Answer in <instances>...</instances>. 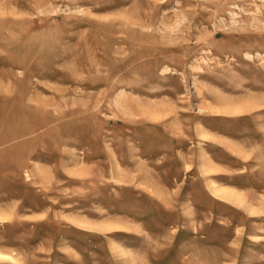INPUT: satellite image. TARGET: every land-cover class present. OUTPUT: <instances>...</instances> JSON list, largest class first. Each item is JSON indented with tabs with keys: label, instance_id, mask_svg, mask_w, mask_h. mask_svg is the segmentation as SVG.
Instances as JSON below:
<instances>
[{
	"label": "rangeland",
	"instance_id": "obj_1",
	"mask_svg": "<svg viewBox=\"0 0 264 264\" xmlns=\"http://www.w3.org/2000/svg\"><path fill=\"white\" fill-rule=\"evenodd\" d=\"M0 254L264 264V0H0Z\"/></svg>",
	"mask_w": 264,
	"mask_h": 264
},
{
	"label": "bare ground",
	"instance_id": "obj_2",
	"mask_svg": "<svg viewBox=\"0 0 264 264\" xmlns=\"http://www.w3.org/2000/svg\"><path fill=\"white\" fill-rule=\"evenodd\" d=\"M213 190H214V188H213ZM215 190H216L217 195H224V196L226 195V192H223V189L216 188ZM0 256H1V254H0Z\"/></svg>",
	"mask_w": 264,
	"mask_h": 264
}]
</instances>
